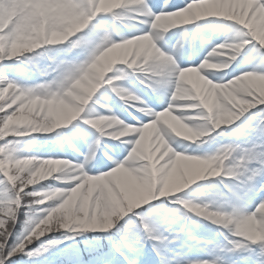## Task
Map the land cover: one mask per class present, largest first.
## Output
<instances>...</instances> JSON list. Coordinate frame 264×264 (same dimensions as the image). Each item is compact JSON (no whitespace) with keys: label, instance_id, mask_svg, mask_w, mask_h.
Listing matches in <instances>:
<instances>
[{"label":"clouds","instance_id":"obj_1","mask_svg":"<svg viewBox=\"0 0 264 264\" xmlns=\"http://www.w3.org/2000/svg\"><path fill=\"white\" fill-rule=\"evenodd\" d=\"M253 2L197 0L183 9L155 14L148 22L136 19L147 14L143 7L145 0H89L90 15H85L80 4H73L71 0H0V13L4 16L0 31L8 26L13 16L17 21L9 54L42 50L27 57L26 63L38 73L52 77L50 86L37 85L11 100L21 106L0 124V136L25 127L31 132H54L86 114L84 123L99 133L97 145L101 137L126 142L125 138L135 136L137 142L132 155L139 166L134 169L117 166L123 174L118 198H109L101 213H69L65 206L74 189L48 185L28 194L39 197L31 201L33 205H51L32 210L27 221L31 230L25 237L28 243L56 232H106L110 230L109 224L115 227L123 215L135 208L160 198L174 197L197 181L221 174L247 179L249 165L254 161L264 168V160L258 159L262 153L254 152L256 146L245 148L227 143L219 145L211 156L191 154L193 147L200 148L214 139L213 133L222 126L234 124L249 108L264 104V72L247 71L223 83L210 78L229 69L252 41L264 47V9L252 12ZM98 13L108 14L113 21L130 30L135 29L133 22L146 25L147 31L125 36L118 30L106 29L101 39L84 48L77 33L88 27ZM209 17L232 22L227 26L230 38L213 45L198 65L181 69L172 54L157 46L162 33ZM56 45L62 47H46ZM73 53H77L76 58L67 62L65 57ZM161 66L168 69L169 102L149 125L144 126L149 132L148 151L159 155L154 162L140 145L143 129L126 124L115 115H99L91 109L86 113V108L104 85L111 86L114 80L124 78L126 69L151 72L155 76ZM113 92L125 103L140 100L124 88L118 92L113 89ZM8 96L7 88L0 90V101ZM261 132L264 133V129ZM94 157L95 153L89 163ZM14 167L24 186L49 180L71 182L85 175L83 164L74 165L65 159L24 156ZM109 171L116 172V168ZM182 205L188 212L241 237L242 241L264 244V204L253 213L238 211L235 206L225 208L215 200L207 203L186 201ZM4 226L5 221L0 220V228ZM230 243L243 247L241 241Z\"/></svg>","mask_w":264,"mask_h":264},{"label":"rangeland","instance_id":"obj_2","mask_svg":"<svg viewBox=\"0 0 264 264\" xmlns=\"http://www.w3.org/2000/svg\"><path fill=\"white\" fill-rule=\"evenodd\" d=\"M147 2L154 12L159 11V8L153 7L154 0H147ZM187 2L188 0H169V5L179 4L182 7ZM163 3L164 0H160L161 6ZM92 23H98L106 29L118 30L125 36L138 34L135 30L144 28L143 24L133 22L135 24V29L130 30L119 22H113L111 17L107 14L98 16ZM230 23L232 22L226 21L223 18L209 17L196 21L190 25L172 28L163 33V39L157 41V46L160 47L159 44L162 45L163 43L168 44L167 52L173 53L174 50V59L181 69L189 66H196L195 62L204 57L206 53L199 51L201 50L200 48L186 55L185 47L187 43L189 44L192 43L193 40H198V47H201L202 44H206L207 42L219 44L230 38L227 27ZM182 28L185 29V35L181 34ZM84 31L90 32V29ZM191 36L193 39L185 43V37L191 38ZM41 51L42 50H38L36 53ZM36 53H33L32 56H35ZM74 55L73 53L71 56L65 58H74ZM61 56H63V54H61ZM26 58L27 57H22L20 60L13 59L0 62V74L7 75L9 79L15 80L19 84L27 87L40 85L52 78L50 75L38 73L30 64L25 62ZM189 60H191L190 63H188ZM253 68L264 69V47L259 46L258 42H251L246 45L241 51V54L237 57V60L232 62L229 69L224 72L216 73L215 76H210V78L217 82H225L239 75L241 71H248ZM164 71L165 70L162 69L158 72L155 75V79L158 81L168 80L169 78L164 75ZM109 75L111 76L112 74ZM113 84L127 89L138 96L140 100L137 102L125 103L116 93L111 91L109 85H104L94 95L93 100L90 101L88 108H86V113L91 109L95 114L115 115L126 124L140 126L142 123L151 121L152 112L158 113L167 106L169 87L166 85L162 84L156 90L147 87L142 88L139 87L128 74L122 79L114 80ZM257 112L258 109L250 110L248 113L241 116L238 121L234 122L233 125L222 126V130H217V132H222V134L217 135L213 133L214 139L202 145L200 151L196 154H203L205 152L213 153L219 145L227 143L239 144L241 147L245 148L255 145L257 152L264 150V133L252 127L257 118ZM86 118V114H82L77 120L67 126L56 129L52 133H32L23 138H18L19 142L14 144L16 154L20 157L38 156L41 158H64L72 163L78 162L82 159V157L78 156V144L81 141L87 140V150H89L92 142L99 136V133L96 132L95 129L84 123V119ZM68 128L70 130H68ZM233 129H235V131H233ZM69 142L72 147H68ZM73 148H75L76 151H73ZM128 150L129 147L126 143L115 141L108 137H101L100 144L97 145L95 150V157L89 165L91 168L89 174H99L111 170L114 165L111 160L105 157V153L114 160L122 161L126 158ZM97 159L103 160L104 163V166L100 167L98 171L96 168ZM52 182H54L55 185H53L54 183ZM234 182L236 181L224 174H222L221 177H209L197 181L172 198H160L142 205V208L146 205L150 206L151 210L137 214L148 217L157 231L163 232L165 235L180 233V239L169 245L166 249L170 260L180 259L176 264H183V261H181L183 259L184 261L191 260L194 264H210V261L213 259H218L222 264H232L236 259L240 260L238 261L239 264H256L258 256H251L248 250H241L238 252L227 251L226 241L224 239V236L227 234L226 230L211 224L202 217L198 218L194 214L188 212L182 204L178 205L175 203L176 199L187 200L193 203H207L209 200H215L225 208L235 206L239 207L240 210L244 212H251L259 202L253 199L252 194H249V198L246 201H237L233 193L239 192V189L235 188L234 184L236 183ZM43 183L61 188H66L68 186L67 182L55 180H49ZM260 183H264V175L257 178V185ZM217 188L218 191H215V193L211 192L212 189L215 190ZM133 219L135 218L133 217ZM23 222L24 211L22 210L14 235L11 238L12 241H15L22 235ZM182 229H188V231L184 232ZM94 232L95 231H86L79 234L63 232L62 237H55L54 239H59L55 241V244H51L48 250L43 254L47 253L52 246H63L64 241L70 239L68 237H84L83 235L85 233ZM196 241H199V243L197 244ZM47 242V240L44 241L43 238H40L34 241L33 245L30 247L37 246L36 248H39L42 243L46 244ZM257 244H259V242ZM152 248L153 245L150 242H145L143 246H138L136 253L132 257L135 264H144L145 259H150L151 264H160V260L156 253L152 251ZM203 251L207 252V258L200 260L201 252Z\"/></svg>","mask_w":264,"mask_h":264},{"label":"snow or ice","instance_id":"obj_3","mask_svg":"<svg viewBox=\"0 0 264 264\" xmlns=\"http://www.w3.org/2000/svg\"><path fill=\"white\" fill-rule=\"evenodd\" d=\"M71 2L73 4H80L81 8L84 10L85 15L91 14L88 11L89 0H71ZM196 2L197 0H188V2L181 7L179 4H174L170 6L169 0H164L163 5L161 6L160 0H154L153 7L159 8L158 12H154L152 10V7L149 6L147 0H145V5L143 7L147 14L145 16H137L136 19L137 21L144 20L150 22L152 16L155 14L177 11L186 8L189 5H194ZM257 9H264V0H254L251 11L255 12ZM102 15H105V13H98L96 16H94L89 22L88 27L84 29V30L90 29V32H85L83 30L82 32L77 33V37L82 38L81 44L84 48L90 47L91 44L95 43L96 40L101 39L102 34L106 30V28H104L102 25L98 23H92L93 21L96 20L98 16H102ZM3 20H4L3 13H0V23H2ZM16 23H17L16 17L13 16L8 26L3 28L2 31H0V49H2L0 50V62L6 60H13V59L20 60L22 57H29L32 56L33 54L30 52H25L23 55L9 54V47L15 35L14 28L16 26ZM144 31H147L146 25H144V28L142 29L135 30V32H138V34H130V35H139ZM77 37H72V39L75 40ZM162 39H163V33L161 34L159 41ZM252 42H256V41H252ZM46 47L59 48L62 46L56 45V46H46ZM38 50L40 49H37L36 51ZM74 54H75L74 58H76L77 53ZM170 54L174 56V50L173 53ZM74 58H65V59L67 62H71ZM189 67H194V66H189ZM162 69L165 70L164 75L168 77L167 67L161 66L158 71L160 72ZM69 70L71 71L72 69L69 68ZM248 71L264 72V69L253 68ZM126 72L128 75H135L138 82L147 88L156 90L162 84L169 87V80L158 81L155 79V76L151 72L141 73L140 71L133 69H126ZM244 72L247 71H241V73ZM107 78L108 77H106V79ZM40 85L50 86L51 79L44 83H41ZM34 87L36 86H32V87L23 86L18 82H16L15 80L9 79L7 75L0 74V90H4L6 88L9 90V96L6 97L4 100L0 101V109H3L2 111H0V124H2L6 118L15 114L17 112V109L20 108L21 106L19 102L11 103V100L13 98L21 96L22 94H26L30 89ZM110 87L112 92L113 89H116V91L118 92L119 89L121 88L114 84L111 85ZM9 104H11V106L6 107V105ZM253 109H258V112L256 113L257 118L253 123L252 127L258 129L261 132V129H264V104H258L256 107L249 108V110L245 113H248L250 110ZM156 114H157L156 112L151 113L152 116L151 121L155 119ZM150 122L142 123L140 126H136V127L143 129L144 131V135L141 136L140 138V145L143 146L145 155H147L148 158L152 159L155 162L156 160L159 159V155L157 153L148 151L149 132L148 129L144 127L145 125H149ZM218 130H222V128ZM233 131H235V129H233ZM18 132H24L26 134L24 135L15 134ZM32 133H41V132H31L29 128L25 127V128H16L12 134L0 136V162H2L0 163V186H2V188H0V220L5 221L4 228H0V264H15L14 258L22 259L23 256H26L29 259H32L33 257L36 256H40L44 252H46L48 250V247L53 243V241H48L46 244L42 243L39 248H32L30 246L33 245L34 241L36 240H33L31 243H28L25 240V237L28 235V232L31 230L30 227H27V221L29 217L32 215V210L46 209L51 206L48 203L33 205L31 201L33 199H38L39 197H36L34 195H28L30 193L39 192L42 188L51 184L42 183L38 185L24 186L22 179L17 175V169L14 167L15 162L22 158L16 154L14 144L19 142L18 138H23ZM48 133H52V132H48ZM217 133L222 134V132H215V134ZM125 140L126 142L123 143H126L128 145L129 150L124 160L122 161L114 160L111 156L105 153V157L108 160H111L112 164L114 165L111 169L116 168V172L106 171L99 174H89L91 172V168L89 167L90 165L89 161L92 160L93 153H95V150L97 148V143H96L97 138L92 142V144L89 147V150L86 153H78V156L82 157V159H80L78 162H75L73 164L84 165L82 171L85 173V175L81 177V180H83L84 183H81V180H74L71 182H67L68 186L66 187V189H74L72 198L68 201V203L65 206L66 210L69 213L74 211H81L84 212L85 214L101 213L104 211L106 202L109 198L111 199L118 198L119 186L123 182V174L120 168H118L117 166L124 165L129 169H134L139 166V161H137L135 157L132 155V153H134L135 151L133 145L137 143L136 137L131 136L130 138L129 137L125 138ZM69 147H72L70 142H69ZM252 147H247V148H252ZM178 150L188 151L187 149H178ZM73 151H76V149L73 148ZM199 151L200 148L193 147L191 149V154L193 155L207 154L211 156L214 153V152L213 153L205 152L203 154H196ZM254 152L262 153L258 156V159L264 160V150L257 152L255 147ZM52 159H62V158H52ZM103 166H104L103 160L97 159L96 160L97 171L99 170L100 167ZM249 169L250 171L246 174L247 179H245L244 177L230 176L233 180L237 182L236 187L239 189V192L233 193V196L237 201H241V202L246 201L249 198V194H252L254 196L255 193H264V183H260L259 185H257V178L264 175V168H261L259 164L256 161H254L251 165H249ZM105 174H107V176ZM221 176L222 174L217 177H221ZM76 185H80V186L76 187ZM186 201L187 200L176 199L175 203L179 205ZM261 204H264V198L260 199L259 203L255 206V208L248 213L255 212L256 209ZM138 208H135L134 210ZM236 208L238 211L240 210L239 207ZM22 210L24 211L22 235L15 241H12L11 238L14 235V231L19 222V215ZM134 210L128 213L131 215H123V218L118 220V222L115 224V227H111L110 224L108 225V227H110V230L106 231L108 234L104 238L108 241L107 252L99 253V255L93 259L92 264H135V261L132 257L136 253L138 246H143L145 242L152 243L153 245L152 251L156 253L157 257L160 260V264H172L166 249L169 245L173 244L175 241L180 239V233H176L175 235H165L163 232L157 231L156 227L151 223L148 217L143 215H138ZM133 217H135V219H133ZM224 239L226 241L228 252H238L241 250H248L251 256H258L256 264H264V244L261 243L252 244L248 241H242L241 237L234 236L229 232H227V234L224 236ZM235 241H241L243 247H234L233 243L230 242H235ZM196 243L198 244L199 241H196ZM144 264H151V260L145 259ZM183 264H194V262L191 260H185ZM210 264H222V262L219 261L218 259H213L212 261H210Z\"/></svg>","mask_w":264,"mask_h":264},{"label":"trees","instance_id":"obj_4","mask_svg":"<svg viewBox=\"0 0 264 264\" xmlns=\"http://www.w3.org/2000/svg\"><path fill=\"white\" fill-rule=\"evenodd\" d=\"M2 188V186H0ZM62 232L50 233L44 237V241H53L55 237L61 236ZM96 237V239L93 238ZM87 234L84 238H88V240L92 239V241H81L80 239H76L75 242L66 243V247L63 249H59L54 247L50 253H48L44 257H36V258H14L15 264H74L76 261H72L73 258L79 257L80 261H87L89 257H92L98 253L106 252L108 249V241L104 239L107 234ZM92 242H95L94 245ZM35 248L37 246H34ZM32 247V248H34ZM80 253V254H77ZM60 259H63L61 263H57Z\"/></svg>","mask_w":264,"mask_h":264},{"label":"bare ground","instance_id":"obj_5","mask_svg":"<svg viewBox=\"0 0 264 264\" xmlns=\"http://www.w3.org/2000/svg\"><path fill=\"white\" fill-rule=\"evenodd\" d=\"M157 44H158V42H157ZM159 46H160V48H161L162 51L168 53V52H167V50H168V46H169L168 44L163 43L162 45L159 44ZM210 46H211L210 44H208V46H207V44H206V46L203 47V51L209 50ZM188 52H189V51H188ZM203 58H204V57H202V58H200L199 60H197V61L195 62V64L198 65V64L200 63V61H201ZM190 61H191V60H189L188 63H190ZM262 197H264V193H255V195L253 196V199H254V200H257V201L259 202L260 199H261ZM172 258H173V257H172ZM203 258H207V252H206V251L201 252L200 260L203 259ZM179 261H180V259H174V260H171L172 264H176V263H178ZM181 261L184 262V259L181 260ZM238 261H240V260L236 259L235 261L232 262V264H239ZM227 262L229 263V260H228V259H227Z\"/></svg>","mask_w":264,"mask_h":264}]
</instances>
